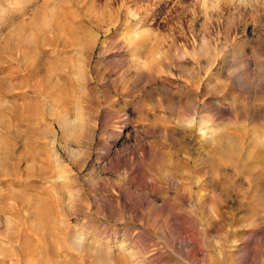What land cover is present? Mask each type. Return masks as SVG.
<instances>
[{"label":"rangeland","instance_id":"obj_1","mask_svg":"<svg viewBox=\"0 0 264 264\" xmlns=\"http://www.w3.org/2000/svg\"><path fill=\"white\" fill-rule=\"evenodd\" d=\"M0 264H264V0H0Z\"/></svg>","mask_w":264,"mask_h":264},{"label":"bare ground","instance_id":"obj_2","mask_svg":"<svg viewBox=\"0 0 264 264\" xmlns=\"http://www.w3.org/2000/svg\"><path fill=\"white\" fill-rule=\"evenodd\" d=\"M79 75H80V74H79ZM55 158H56V157H55ZM77 236H78V235H77ZM80 241H81V240H80ZM80 241H79V242H80ZM98 253H99V252H98Z\"/></svg>","mask_w":264,"mask_h":264}]
</instances>
